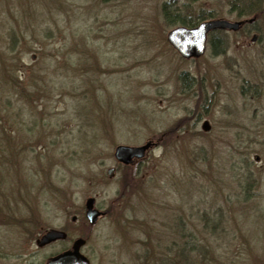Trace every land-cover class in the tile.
I'll return each instance as SVG.
<instances>
[{
	"label": "rangeland",
	"instance_id": "obj_1",
	"mask_svg": "<svg viewBox=\"0 0 264 264\" xmlns=\"http://www.w3.org/2000/svg\"><path fill=\"white\" fill-rule=\"evenodd\" d=\"M236 1L192 4L248 25L184 60L170 0H0V264L79 239L91 264H264V0ZM94 196L107 214L90 226ZM50 230L67 239L36 247Z\"/></svg>",
	"mask_w": 264,
	"mask_h": 264
},
{
	"label": "water",
	"instance_id": "obj_2",
	"mask_svg": "<svg viewBox=\"0 0 264 264\" xmlns=\"http://www.w3.org/2000/svg\"><path fill=\"white\" fill-rule=\"evenodd\" d=\"M240 25V22L231 23L226 20H209L200 23L194 28L176 27L168 32L166 35V42L182 59H198L205 52L206 37L210 32L217 30L236 31ZM201 130L203 132H208L210 130L207 121L203 122ZM151 146V142H146L139 147L117 146L113 156L116 162L123 165H130L134 160H141ZM107 176H112V169L107 170ZM84 208L86 220L89 224L94 225L102 215L99 211L94 209V199L87 198L84 203ZM74 220L75 218L73 217L72 221ZM64 239V233L50 230L36 241V246L42 248ZM83 244L84 242L82 240H76L72 246L74 252L47 260L45 264H89L82 255L77 253V250Z\"/></svg>",
	"mask_w": 264,
	"mask_h": 264
},
{
	"label": "trees",
	"instance_id": "obj_3",
	"mask_svg": "<svg viewBox=\"0 0 264 264\" xmlns=\"http://www.w3.org/2000/svg\"><path fill=\"white\" fill-rule=\"evenodd\" d=\"M188 4H183L180 7L176 6L174 1L167 2L161 6V15L163 21L167 27H177L182 26L186 28H191L198 23L213 19V16L210 14H204L202 12L194 15L192 13V4L197 0H185ZM263 2V0H237L236 4L239 9L246 10L248 15L253 14L256 11L257 7ZM244 14H241L243 16ZM248 177V176H247ZM183 264H187V259L184 258V254H180ZM191 262L189 261V264Z\"/></svg>",
	"mask_w": 264,
	"mask_h": 264
},
{
	"label": "flooded vegetation",
	"instance_id": "obj_4",
	"mask_svg": "<svg viewBox=\"0 0 264 264\" xmlns=\"http://www.w3.org/2000/svg\"><path fill=\"white\" fill-rule=\"evenodd\" d=\"M241 23V25L239 26V28H238V30H236V31H226V30H224V31H221V30H217V31H214V32H212V33H210L209 35H208V37H207V42H208V40H209V37H211L212 35H217V34H223V33H229V32H231V33H234V34H237L239 31H241L242 29H245L246 27H247V22H244V21H242V22H240ZM248 32V31H247ZM154 146V144H152V147ZM136 161H133V163L131 164V165H129V166H132V165H134V163H135ZM119 167V166H118ZM126 167H128V166H126ZM111 169H112V173H114L115 172V170H116V167H111ZM107 177V179H109V180H111L114 176H111V177H108V176H106ZM123 196V195H122ZM125 196V195H124ZM123 196V197H124ZM94 198H95V196H94ZM94 208L96 209V210H98L102 215H101V218H103V217H105L106 216V214H107V212H106V210H104V209H102V207H97L96 206V202L94 203ZM100 218V219H101ZM67 239V235H66V238H65V240ZM65 240H63V241H65ZM74 243V242H73ZM73 243L71 244V246H69L68 248H66L65 250H63L64 252L65 251H71V249H72V245H73ZM62 251V252H63ZM91 264V263H90Z\"/></svg>",
	"mask_w": 264,
	"mask_h": 264
}]
</instances>
